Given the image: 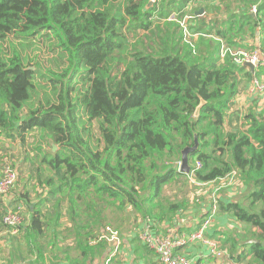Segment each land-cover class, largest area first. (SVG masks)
Segmentation results:
<instances>
[{
  "label": "trees",
  "instance_id": "16d2710c",
  "mask_svg": "<svg viewBox=\"0 0 264 264\" xmlns=\"http://www.w3.org/2000/svg\"><path fill=\"white\" fill-rule=\"evenodd\" d=\"M40 40L50 60L32 69L23 53ZM255 50L264 55V0H0V131L21 144L36 131L48 144L37 143L38 164L28 166L41 192L20 195L30 222L22 226L23 207L11 253L25 264H45V253L92 264L106 251L98 240L105 226L134 233L149 222L159 232L199 205L206 212L201 198L189 207L185 195L171 202L161 193L184 176L180 151L195 133L188 160L196 184L234 173L241 185L239 200L217 204L218 214L245 226L221 240L226 257L264 264V117L247 113L241 124L228 112L238 86L262 77L228 51ZM92 122L100 145L87 134ZM248 239L258 243L241 244Z\"/></svg>",
  "mask_w": 264,
  "mask_h": 264
},
{
  "label": "rangeland",
  "instance_id": "374dc122",
  "mask_svg": "<svg viewBox=\"0 0 264 264\" xmlns=\"http://www.w3.org/2000/svg\"><path fill=\"white\" fill-rule=\"evenodd\" d=\"M198 5L199 2H194L193 4H191L190 8H195ZM50 53L51 50L48 48V45L44 44L40 40L38 42H32L30 45L28 44L23 53V56L26 59V62L30 64L29 68L33 69V66L36 63H38L39 66L48 64L50 60ZM38 85L43 86L44 84L39 83ZM38 95L40 97L42 96V90H40V88ZM228 112L230 113V116L233 117V122H235V117L238 116L241 124H243L242 119L247 113H252L253 115L264 117V91H257L252 89L251 84H241L240 86H238L237 93L233 98V104L230 105V110ZM25 113L26 112L23 113V116L25 115ZM85 128L87 130V134L90 135L91 143L94 145H100L98 142H96V139H98V129L96 123L92 122L90 124H87L85 125ZM42 136L43 135H38V133L35 131L27 136V141L25 144H21L18 141L11 142L7 140L0 131V176L1 171L4 168H11L17 173V181L10 189V191L6 194V198H10L12 205L14 206L17 204H22L24 207V212H28V207L26 206V204H28V200L25 197H20V195L24 194L26 191H30L31 196L33 197L32 200H34L35 197L38 198V196H40L39 193L41 192L40 188L35 186V183L33 182L34 180L32 172H29L28 166L32 162H36V164H38L35 159V156L37 155L35 149H38L39 147L37 143L43 141ZM46 142L49 143V141L47 140ZM41 146L44 150H48V144H46L45 142H42ZM51 146L52 143L49 145V148ZM56 151L57 148L55 151H52L51 147V153H54ZM27 155H29L28 158ZM177 165H179V163H177ZM185 183H187L186 186ZM196 183L197 182H195L194 180H192L191 182H186L184 180L176 184H170L168 185V187L166 186V188L164 189L165 194L162 195L169 197L171 202H173L172 199L175 200V195L177 193H179L180 197L183 193V195H185V200H187L189 207H191L192 205H197L193 204V201L198 198H201V200L199 201L204 203L205 206H209L213 199L216 200L217 204L220 202L219 200H221L222 202L236 201L240 199V195L242 194V192H235L237 190L235 184L238 185V183H231L229 181V178L223 181L217 180L215 183H211L206 186H201ZM216 188L217 190L214 192V189ZM201 190H203V192ZM213 192L215 197H210ZM196 195H200L201 197H198ZM241 201L244 203V205L246 204V200H244V198H241ZM4 208L5 206L4 204H2L0 209V216L2 215ZM197 210H201L200 205ZM199 214H201V212ZM218 215L220 214H217V216ZM226 224H230V222L227 221ZM234 225H232V228L230 229L234 230ZM231 232L232 231H230L229 233ZM126 233V231H122V236ZM133 240L137 243L136 237L133 238ZM218 240L223 243L220 238ZM189 256L192 257L191 255ZM199 259H201L200 264H218L219 262V260L205 256H202ZM221 263L229 264L230 260L227 257H224L222 258Z\"/></svg>",
  "mask_w": 264,
  "mask_h": 264
},
{
  "label": "built area",
  "instance_id": "2783aa9c",
  "mask_svg": "<svg viewBox=\"0 0 264 264\" xmlns=\"http://www.w3.org/2000/svg\"><path fill=\"white\" fill-rule=\"evenodd\" d=\"M154 0H150L153 3ZM251 13H256V8L251 9ZM191 16L184 17L179 21V25L183 30L184 38L189 36L187 30L186 21ZM175 16L171 15L168 20H174ZM230 56L233 57L235 63L242 65L244 62H248L254 66V75L256 71L262 69V77L260 80L254 79L251 83L252 89L257 91H264V55L260 54L258 50L255 51H228ZM225 54V50L222 51V57ZM200 168V164L196 163V169ZM193 171L188 175L192 179ZM232 183L234 182V173L224 179H228ZM17 181V173L11 168H4L1 171L0 176V194H6L14 186ZM217 190L214 189V192ZM214 192L210 197H215ZM22 205H16L13 208L8 209L1 222L8 228H16L22 222ZM218 214V206L215 199L211 204L206 207L205 215L202 219H199V227L189 232L180 231L176 226L170 225L165 227L162 234L155 233L149 222H145L139 232L135 233L136 237L144 244L149 250H151L159 264H194V259L188 254L181 252L187 246L199 243L207 249V255L213 259L221 260L226 255V247L215 237H208L207 230L211 227L212 222L216 219ZM98 240H104L107 248H109L108 257L103 264H109L112 259L121 252L123 236L122 234L112 228L111 226H105L101 232Z\"/></svg>",
  "mask_w": 264,
  "mask_h": 264
},
{
  "label": "crops",
  "instance_id": "0c3cea01",
  "mask_svg": "<svg viewBox=\"0 0 264 264\" xmlns=\"http://www.w3.org/2000/svg\"><path fill=\"white\" fill-rule=\"evenodd\" d=\"M189 181L191 182L193 179H191L189 176L184 175L180 178V181ZM176 184V183H175ZM187 183H185V186ZM237 190L235 191L236 193L240 192L241 185L238 184L236 185ZM168 187V186H167ZM166 188V187H165ZM161 190L162 194L164 193ZM203 192V190H201ZM7 194V193H6ZM6 194H0V209L1 205L4 204L5 208L3 210L2 215L0 216V264H25L20 258L19 254L20 253H11L12 250L15 248V241H20L19 238V233L18 230L13 229V228H8L5 227L3 224H1V219L4 215V213L8 210V208L13 207L12 202L10 198H6ZM184 198V195L182 193V196H179V193L175 195V200L172 199L173 202H181ZM201 210H195L192 209L188 212H185L184 214L180 215L177 219V225H175L178 229L184 230L183 232H188L185 230H188L198 222L202 214H205L204 212V206L202 208V205L200 206ZM30 211L32 209L30 208ZM203 211V212H202ZM201 212V214H199ZM30 215L29 212H24V220L22 226H27L30 222ZM229 221L230 224H226V222ZM235 224V220L233 217L228 216V215H218L216 219L212 222L211 227L207 230V236L208 237H215V238H220L225 239V235L228 230H232V225ZM144 224L140 225L138 228L137 233L139 230L142 228ZM156 228H152V230L157 233V234H162L164 230L162 228L159 229V232L155 231ZM189 230V231H190ZM245 231V226L241 225L236 222L234 225V232L236 235L243 234ZM136 232L132 233L129 232L125 235H123V242H122V248L121 252L113 258V260L109 264H159L155 254L149 255L148 252L146 251V247L144 244L141 243V241L136 237L135 235ZM137 238V243L133 240V238ZM249 240V239H248ZM243 244V241L242 243ZM11 246L14 248L11 249ZM145 249V250H144ZM24 250V249H23ZM25 251V250H24ZM107 251V248H106ZM106 251L105 253L98 259L94 260L92 264H103L105 259L104 257L106 256ZM181 252H184L188 255H191L192 258L194 259V263L202 256L209 257L207 255V249L200 245L199 243H195L193 245L187 246L184 249L181 250ZM46 259H45V264H56L57 259L54 258V256L48 255L45 253ZM226 257V255L224 256ZM223 257V258H224ZM151 259V261H149ZM222 259L218 262V264L221 263ZM57 264H64L62 262H58ZM229 264H234L230 263Z\"/></svg>",
  "mask_w": 264,
  "mask_h": 264
},
{
  "label": "water",
  "instance_id": "95a60500",
  "mask_svg": "<svg viewBox=\"0 0 264 264\" xmlns=\"http://www.w3.org/2000/svg\"><path fill=\"white\" fill-rule=\"evenodd\" d=\"M202 14H203V9H200L195 13L196 16H201ZM242 66L247 67L249 69V71L253 73L254 66L252 64H250L248 62H244L242 64ZM204 104H205V101L200 98V102H199L198 106L195 108V111L193 113L194 117L199 116L200 109L202 108V106ZM198 144L199 143H198L197 136L195 133H193V145L192 146H186L180 151V161H179V165H178V169H177V171L179 173L187 175V176L190 175L191 168L189 165L188 156L197 150ZM51 147H52V151H55L57 148L53 144ZM254 243H258V240L249 239V240L243 241V244H254Z\"/></svg>",
  "mask_w": 264,
  "mask_h": 264
}]
</instances>
